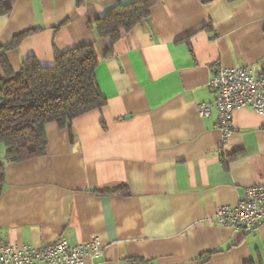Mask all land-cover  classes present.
I'll return each mask as SVG.
<instances>
[{
    "label": "crops",
    "instance_id": "crops-1",
    "mask_svg": "<svg viewBox=\"0 0 264 264\" xmlns=\"http://www.w3.org/2000/svg\"><path fill=\"white\" fill-rule=\"evenodd\" d=\"M135 1L6 2L0 47L27 34L6 52L13 74L29 57L52 67L56 50L92 46L107 104L71 130L48 124L44 156L6 165L0 245L99 238L103 254L87 264H264V223L250 233L214 223L264 185V116L237 110L225 140L209 88L215 63L264 64V0H155L116 43L98 37L108 10ZM7 79L0 64V88Z\"/></svg>",
    "mask_w": 264,
    "mask_h": 264
},
{
    "label": "trees",
    "instance_id": "trees-1",
    "mask_svg": "<svg viewBox=\"0 0 264 264\" xmlns=\"http://www.w3.org/2000/svg\"><path fill=\"white\" fill-rule=\"evenodd\" d=\"M8 1L0 0V17L10 14ZM154 3L155 0H136L108 10L96 23L98 37L116 43L122 31L129 32L149 18ZM26 35L0 47V64L8 78L0 88V198L6 188L7 164L45 155L48 124L71 130L74 119L107 104L96 82L99 57L92 46L66 52L56 50L52 67H44L36 58L29 57L22 62L20 73L14 75L6 52L16 49Z\"/></svg>",
    "mask_w": 264,
    "mask_h": 264
},
{
    "label": "built area",
    "instance_id": "built-area-1",
    "mask_svg": "<svg viewBox=\"0 0 264 264\" xmlns=\"http://www.w3.org/2000/svg\"><path fill=\"white\" fill-rule=\"evenodd\" d=\"M209 88L215 93L217 127L225 140L234 133L233 115L237 110L248 109L264 116V64L225 68L215 63ZM198 108L202 117L211 114L210 104L203 103ZM214 223L244 233L259 228L264 223V185L246 189L244 198L235 206L219 207ZM102 254L99 238L85 244H71L61 236L42 247L0 245V264H87L89 259H97Z\"/></svg>",
    "mask_w": 264,
    "mask_h": 264
}]
</instances>
